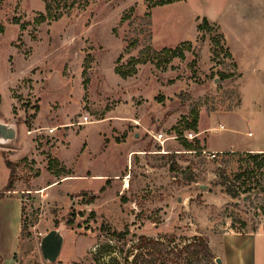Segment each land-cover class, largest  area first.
<instances>
[{
	"label": "rangeland",
	"instance_id": "obj_1",
	"mask_svg": "<svg viewBox=\"0 0 264 264\" xmlns=\"http://www.w3.org/2000/svg\"><path fill=\"white\" fill-rule=\"evenodd\" d=\"M159 1L0 0V123L16 131L0 142V193L9 160L5 197L23 200L19 264H49L40 244L55 230L64 245L54 264H175L198 238L264 228V169L251 176L245 153L184 145L262 142L264 62L239 73L221 35L230 38L235 17L262 50L264 0ZM203 19L211 30L198 31ZM176 48L185 58L165 63L162 51ZM138 58L146 62L132 74ZM195 115L209 129L200 139ZM21 229L12 199L0 207V237ZM194 264L216 261L201 254Z\"/></svg>",
	"mask_w": 264,
	"mask_h": 264
},
{
	"label": "crops",
	"instance_id": "obj_2",
	"mask_svg": "<svg viewBox=\"0 0 264 264\" xmlns=\"http://www.w3.org/2000/svg\"><path fill=\"white\" fill-rule=\"evenodd\" d=\"M232 3L241 2L248 3L252 0H230ZM254 1V0H253ZM239 6H235V14L242 15L245 11H240ZM243 9V7L241 6ZM234 9L231 6V13ZM235 17L231 19L232 24L230 28V38L229 36L223 34L229 52L232 57V61L237 66L238 72L240 73L243 68L255 64L257 60L262 59L264 62V46L261 45V37L258 38L260 43H257L259 47L263 48L262 50L258 49L256 44L251 41L249 36V30L241 28L240 24H236L237 21L234 20ZM215 24V23H214ZM258 35L262 34V31L258 29L256 31ZM252 42V43H250ZM252 45V46H251ZM244 97L242 99V105L239 109L233 112H239L245 108ZM231 113V112H229ZM222 114V113H220ZM198 133L196 134L197 138L200 139L204 136L205 132L209 129H204L200 127V122L198 124ZM207 141H205V147L208 146ZM205 148L204 151L213 154H222V153H240V154H264V138L260 143H254L251 146L246 148H239L240 150H233L230 148H223L222 146L215 147L212 149ZM19 201L20 211H21V228L23 226V200L15 194L4 197L0 200V207H3L10 202L11 200ZM22 231V229H21ZM21 231L18 235L14 237L9 235H2L0 237V256L6 257L13 264H19L16 258L19 241L21 238ZM210 250L216 260H220L221 264H264V228L259 227L257 230L250 229L249 226L245 228V231L242 233L238 232H221L216 234L213 239H209Z\"/></svg>",
	"mask_w": 264,
	"mask_h": 264
},
{
	"label": "trees",
	"instance_id": "obj_3",
	"mask_svg": "<svg viewBox=\"0 0 264 264\" xmlns=\"http://www.w3.org/2000/svg\"><path fill=\"white\" fill-rule=\"evenodd\" d=\"M183 1L184 0H162V1H159L158 3H156L154 6L163 7V6L172 5V4L183 2ZM205 30H211L210 26H209V22L207 19H203L202 23L198 26L199 32H203ZM217 30H218V28H217ZM221 37L223 40V45H225L224 44L225 39H224L223 35H221ZM188 50H191V45H188ZM226 50H227L228 57L231 58V60H232L229 49H226ZM162 54H164L166 57V59H164L165 63H169L171 60H173L175 58H180V59L185 58L184 51L181 48L164 49L162 51ZM155 57L157 58V57H159V55H155ZM145 62H146V60L143 58L132 59L129 63L133 67L132 74L135 73L134 68L137 65L145 64ZM159 63H160V61L157 59V64H159ZM117 72L119 74H121L123 77L127 76L125 74V72L121 71L120 69H117ZM222 77H223V79H230L232 77V75H230V74L222 75ZM198 124H199V118L197 115H195V117H193V119L191 120V123L189 124V129L195 131L197 134L198 133V130H197ZM184 145L187 148V151H204V150L196 149L195 147H193L191 144L187 143L186 141H185ZM234 154L235 153H222L220 155H234ZM246 155L250 159V161L255 165V169H251L250 171H247L249 173L248 175L253 176L258 170L264 169V154H257V155L246 154ZM5 163H6L7 168L10 170V178H9V183H8L7 187L0 193V200L5 197L6 193H11L14 191V189H13V175H14L13 164L9 160H5ZM247 172H245V174H247ZM255 190H256V188H252L250 186V187H248L246 192L252 193ZM259 190H261V188ZM23 233H24V230H23V226H22L21 236L23 235ZM119 236H123V235H119ZM149 244L152 246V249H154V250L160 251L161 249H164L163 243H160L158 241H152V242H149ZM185 252L190 253V256L188 255L187 259L183 258V255ZM201 254L204 255L205 257L215 259L211 255L209 243L207 242V240H205L203 238H198V239H196L194 244H190L189 246L185 247L182 250H177L173 256L176 260L175 264H194V258L198 255H201Z\"/></svg>",
	"mask_w": 264,
	"mask_h": 264
},
{
	"label": "water",
	"instance_id": "obj_4",
	"mask_svg": "<svg viewBox=\"0 0 264 264\" xmlns=\"http://www.w3.org/2000/svg\"><path fill=\"white\" fill-rule=\"evenodd\" d=\"M16 139V131L9 125L0 123V142H10ZM264 193V187L261 188ZM64 245V238L60 231H51L42 240L40 250L44 262L54 264L59 259ZM216 264H221V261L216 260Z\"/></svg>",
	"mask_w": 264,
	"mask_h": 264
},
{
	"label": "built area",
	"instance_id": "obj_5",
	"mask_svg": "<svg viewBox=\"0 0 264 264\" xmlns=\"http://www.w3.org/2000/svg\"><path fill=\"white\" fill-rule=\"evenodd\" d=\"M215 155V154H214Z\"/></svg>",
	"mask_w": 264,
	"mask_h": 264
}]
</instances>
